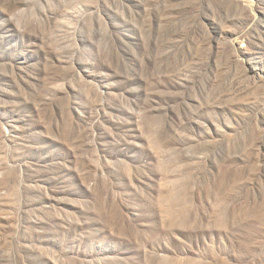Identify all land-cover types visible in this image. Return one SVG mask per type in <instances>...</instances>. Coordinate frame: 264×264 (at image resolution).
Returning a JSON list of instances; mask_svg holds the SVG:
<instances>
[{
  "label": "rangeland",
  "instance_id": "rangeland-1",
  "mask_svg": "<svg viewBox=\"0 0 264 264\" xmlns=\"http://www.w3.org/2000/svg\"><path fill=\"white\" fill-rule=\"evenodd\" d=\"M0 264H264V0H0Z\"/></svg>",
  "mask_w": 264,
  "mask_h": 264
}]
</instances>
